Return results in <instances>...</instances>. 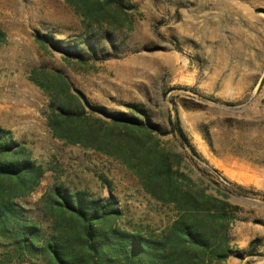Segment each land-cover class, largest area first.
Wrapping results in <instances>:
<instances>
[{
	"label": "rangeland",
	"instance_id": "obj_1",
	"mask_svg": "<svg viewBox=\"0 0 264 264\" xmlns=\"http://www.w3.org/2000/svg\"><path fill=\"white\" fill-rule=\"evenodd\" d=\"M131 3L135 9L120 19L124 25L86 31L63 0H0L4 153L41 173L22 197L13 195L19 181L1 180L0 199L11 205L0 207V264H55L45 249L49 243L60 245L67 258L85 259V227L98 213L107 216L94 222L91 237L111 258L117 243L125 254L147 241L167 254L159 264H264V0ZM35 70L61 75L84 97L104 152L52 137L44 118L49 99L31 81L43 78ZM47 83L56 86L52 77ZM133 106L156 125L154 142L111 126L109 116L131 115ZM151 145L181 161L194 192L218 202L186 205L180 213L152 199L137 176L107 154L143 172L138 161ZM76 198L92 215L87 220L58 207ZM180 225L207 233L210 250L226 249L228 257L218 261L194 247L182 252L175 236ZM31 233L33 246L20 252L18 243ZM141 252L139 260H151Z\"/></svg>",
	"mask_w": 264,
	"mask_h": 264
},
{
	"label": "trees",
	"instance_id": "obj_2",
	"mask_svg": "<svg viewBox=\"0 0 264 264\" xmlns=\"http://www.w3.org/2000/svg\"><path fill=\"white\" fill-rule=\"evenodd\" d=\"M65 4L70 7L74 13L80 18L81 25L84 30L89 31L95 25H108V26H122L124 25L120 19L126 18L128 11L134 10L135 5L131 3V0H63ZM4 41V35L0 32V42ZM43 45L42 43H40ZM34 74L43 75V78H32L31 81L40 88L44 94L48 97V109L44 113L46 126L53 138L58 139L68 145H78L85 149H91L94 151L104 152L99 144L100 135L97 130L91 124V115L93 111L88 113L86 108H89L84 97L76 91H73L70 84L57 73H48L45 70H35ZM52 77L56 86L51 88L48 85V78ZM131 109V115L125 113H119L109 116L112 119L111 126L113 128L122 130L127 135H133L137 131L142 135L144 143L154 142L152 137L153 130L157 127L153 123L149 122L146 117V112L133 106ZM91 110V109H90ZM144 117L145 121L139 119L136 115ZM100 121V120H99ZM136 131V132H135ZM172 132L175 133L180 142L186 147H189L192 152L194 149L190 145L187 137L180 127L176 124H172ZM143 147L145 148V144ZM7 143L2 139L0 131V154L2 156L7 155L8 158L0 159V190L4 189L1 180H17L20 182L19 193L13 195L22 197L28 192L32 191L41 177V173L38 169L28 164L25 161H19L12 158L9 153L5 154L7 149ZM157 146H150L144 151V155L138 164L144 163L145 171H135V168L128 161L122 159L114 154L108 152L109 156H113L122 165L126 166L140 181L142 189L152 199L161 203L162 205H172L176 211L183 213L186 209L185 206L189 205L194 209L200 208L206 203H217L215 198L199 194L194 192L190 187V180L181 169V161L171 160L169 155L159 153ZM0 156V157H2ZM139 166V165H138ZM12 195V193L10 194ZM9 196V195H8ZM70 198V197H69ZM71 201V202H70ZM55 202H58L55 200ZM11 205L10 200L6 198L0 199V207L2 209H8ZM58 207H64L67 212L73 218H82L87 220L86 216H92L82 206V201L79 198L75 200L70 199L68 202H60ZM207 210L210 211L209 208ZM95 212H97L95 210ZM107 213L94 216L93 221L89 222L85 227L87 239L83 240V245L86 252V258L82 259L75 257H65L61 252V246L49 243L45 245V249L49 254V257L55 264H130L131 260H139L142 254L141 250L148 252L151 255V260L147 259V262L141 260L138 264H159L162 259L166 258L161 251H154L147 241L144 244L134 247L133 253H121L123 250L120 243L116 246V258H111L104 251V243L93 236V225L99 219H104ZM109 217H105V220ZM180 224V223H179ZM178 224V225H179ZM175 236L179 242H182V252H186L189 247H194L201 250L202 253L210 252L212 257L218 261L225 260L229 251L226 249L211 251L210 245L212 239L207 233H201L199 230L192 231L190 228L179 226L176 227ZM213 236V235H211ZM88 238H91L90 241ZM32 240H35V236L31 233L29 239L24 243H18V249L29 250L32 246ZM118 242V241H117ZM113 244L116 242L112 241ZM153 251H152V250Z\"/></svg>",
	"mask_w": 264,
	"mask_h": 264
}]
</instances>
